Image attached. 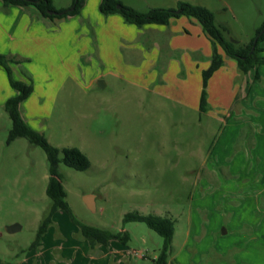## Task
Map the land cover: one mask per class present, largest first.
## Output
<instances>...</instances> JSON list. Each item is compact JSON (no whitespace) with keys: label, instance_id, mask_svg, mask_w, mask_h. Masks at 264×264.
Wrapping results in <instances>:
<instances>
[{"label":"rangeland","instance_id":"rangeland-1","mask_svg":"<svg viewBox=\"0 0 264 264\" xmlns=\"http://www.w3.org/2000/svg\"><path fill=\"white\" fill-rule=\"evenodd\" d=\"M71 1L52 3L58 9ZM121 1L140 11L179 2L205 6L240 44L264 21V0ZM258 73L256 80L255 69L248 71L230 107L211 106L207 114L129 81L107 78L103 88L67 81L29 122L41 126L60 157L76 147L89 165L59 164L73 218L57 209L35 246L51 206L49 162L28 139L8 141L12 121L0 104V264H153L163 238L144 222L124 224L127 212L174 221L168 260L174 264L261 263L247 244L252 233H264V64ZM88 194L94 210L83 200ZM12 224L20 229L6 231ZM79 224L124 230L129 240L91 248Z\"/></svg>","mask_w":264,"mask_h":264},{"label":"crops","instance_id":"crops-1","mask_svg":"<svg viewBox=\"0 0 264 264\" xmlns=\"http://www.w3.org/2000/svg\"><path fill=\"white\" fill-rule=\"evenodd\" d=\"M72 1L58 10L70 7ZM101 1L83 0L78 13L48 18L34 7L4 5L0 0V54L13 61L14 79L32 85V92L20 104L28 126L42 133L41 126H32L29 119H36L33 111L50 107L67 81L87 80L88 87L100 81L99 88L107 85V78L129 81L202 112V72L210 66L213 47L197 19L180 15L165 25L138 27L118 12L102 13ZM218 52L224 63L206 86L208 108L215 109L234 103L248 75L241 74L236 61L220 47ZM0 91L3 106L17 94L1 66ZM247 241L253 261L264 264V233L254 232ZM253 241L262 243L253 245Z\"/></svg>","mask_w":264,"mask_h":264},{"label":"trees","instance_id":"trees-1","mask_svg":"<svg viewBox=\"0 0 264 264\" xmlns=\"http://www.w3.org/2000/svg\"><path fill=\"white\" fill-rule=\"evenodd\" d=\"M2 2L4 5L17 4L24 7H34L43 17L62 18L78 13L83 0H73L70 7L59 10L54 8L52 0H2ZM100 10L104 14L118 12L124 17L126 22L133 23L138 27L149 24L165 25L171 18L180 15L197 19L213 47L210 66L202 72L203 88L200 96V111L202 112L208 108L207 82L211 75L224 63L222 54L218 52V47L223 50L226 57L233 58L236 61L237 69L241 74H246L250 69H255L254 79H260L258 66L264 64V55H262L264 51V21L256 30L254 37L247 43L240 44L229 40L226 36L228 28L224 25L216 24L213 11L198 4L179 2L176 8L152 7L146 11H139L123 4L119 0H102ZM176 10H179V12ZM49 11L64 12L61 14H50ZM11 62H13L11 59L0 54V66L5 69L11 87L17 90V94L9 97L3 106L12 121L8 141L18 137L28 139L31 144L43 148L49 162V178L45 192L51 200V206L40 223L35 241L32 244V246H35L42 234L46 232L47 227L51 223V217L57 209L64 210L71 217L73 216L65 200L66 192L61 182V175L58 170L59 164L63 163L76 170H85L89 165V160L76 147L62 149V156L60 157V150L57 147L52 146L42 133L28 126L20 113V104L32 92V85L13 78L10 68ZM122 222L124 224L127 222H144L151 230L159 234L163 238V243L157 257L153 260V264H168L174 234V221L171 218L157 214L127 212L124 214ZM79 226L81 234L88 240L91 248L96 244H106L111 239H117L123 244H126L129 240V233L124 230L114 233L95 226L85 224H79Z\"/></svg>","mask_w":264,"mask_h":264},{"label":"water","instance_id":"water-1","mask_svg":"<svg viewBox=\"0 0 264 264\" xmlns=\"http://www.w3.org/2000/svg\"><path fill=\"white\" fill-rule=\"evenodd\" d=\"M118 7H119V5H118ZM176 11L179 12V10H176ZM63 12L64 11H60V12L49 11L50 14H61ZM231 41H236V40L231 39ZM97 86L98 87H101L102 86V85H100V81H97ZM93 197L94 196L93 195H90V194L85 195L83 197L84 202L86 203V205L88 206V208L91 209V210H94L95 209ZM5 229L8 232H13V231H16V230L20 229V225H18V224H12V225L6 226Z\"/></svg>","mask_w":264,"mask_h":264}]
</instances>
